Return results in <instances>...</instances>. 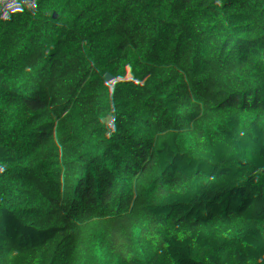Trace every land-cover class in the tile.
<instances>
[{"label": "trees", "instance_id": "16d2710c", "mask_svg": "<svg viewBox=\"0 0 264 264\" xmlns=\"http://www.w3.org/2000/svg\"><path fill=\"white\" fill-rule=\"evenodd\" d=\"M39 2L0 0V20ZM82 23L53 17L45 58L0 71V264H264V0L201 26V90L173 125L125 116L117 90L85 118L62 52Z\"/></svg>", "mask_w": 264, "mask_h": 264}, {"label": "built area", "instance_id": "2783aa9c", "mask_svg": "<svg viewBox=\"0 0 264 264\" xmlns=\"http://www.w3.org/2000/svg\"><path fill=\"white\" fill-rule=\"evenodd\" d=\"M245 0H40L15 19L0 20V71L9 79L46 56L41 38L53 17L70 18L77 10L82 24L74 43L63 45L68 65L85 75L91 106L84 116L95 118V101L106 90L122 92L125 116L145 111L168 124L180 103L201 90L197 58L200 29L221 9L237 21ZM74 217L73 212H69ZM74 219V218H73ZM71 258H75L72 248Z\"/></svg>", "mask_w": 264, "mask_h": 264}, {"label": "water", "instance_id": "95a60500", "mask_svg": "<svg viewBox=\"0 0 264 264\" xmlns=\"http://www.w3.org/2000/svg\"><path fill=\"white\" fill-rule=\"evenodd\" d=\"M65 208L68 212H73V213H76L77 212V209L74 207V205H72L71 203H67L65 205Z\"/></svg>", "mask_w": 264, "mask_h": 264}, {"label": "rangeland", "instance_id": "374dc122", "mask_svg": "<svg viewBox=\"0 0 264 264\" xmlns=\"http://www.w3.org/2000/svg\"><path fill=\"white\" fill-rule=\"evenodd\" d=\"M72 248H73V247L69 248V251H68L69 253H71V252H72Z\"/></svg>", "mask_w": 264, "mask_h": 264}]
</instances>
